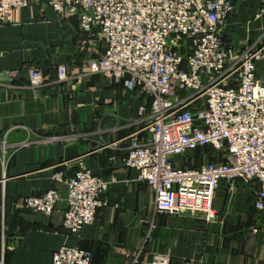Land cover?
I'll list each match as a JSON object with an SVG mask.
<instances>
[{
  "label": "crops",
  "instance_id": "obj_1",
  "mask_svg": "<svg viewBox=\"0 0 264 264\" xmlns=\"http://www.w3.org/2000/svg\"><path fill=\"white\" fill-rule=\"evenodd\" d=\"M232 1L225 40L239 49L263 43L264 0ZM104 48L97 32L82 30L75 15H61L44 0H30L0 27V264H51L63 245L88 250L90 264H129L128 254L142 246L139 264H149L154 253L168 255L171 264H264L257 182L221 180L214 219L206 220L157 211L154 191L121 163L137 128L129 123L149 97L88 72V60ZM60 64L68 65L71 79L56 80ZM31 67L42 71L44 86H30ZM255 72L263 76L264 63L257 61ZM68 150L107 182L105 205L73 234L62 226L65 188L52 179L58 171L74 173L75 160H64ZM210 150H197L196 166L217 159ZM51 188L62 198L51 215L17 207L19 198Z\"/></svg>",
  "mask_w": 264,
  "mask_h": 264
},
{
  "label": "built area",
  "instance_id": "obj_2",
  "mask_svg": "<svg viewBox=\"0 0 264 264\" xmlns=\"http://www.w3.org/2000/svg\"><path fill=\"white\" fill-rule=\"evenodd\" d=\"M44 1L61 15H75L82 30L98 33L105 48L88 60L90 74L149 97L129 123L137 128L121 163L154 191L157 211L212 220L221 180L257 182L254 207L264 208V75L255 72L256 62L264 63V44L228 46L224 26L232 0ZM29 2L0 0V27ZM55 76L72 78L66 64ZM28 80L34 88L45 85L38 67L29 69ZM5 147L3 138L2 154ZM201 147L213 148L217 159L192 167L178 162ZM52 179L65 185L64 229L73 234L92 223L105 205L107 182L80 158L71 176L58 171ZM61 199L60 189L51 188L19 198L17 207L49 216ZM142 253L143 246L129 253V264H139ZM90 258L88 250L63 245L51 264H90ZM149 264H171L170 257L154 253Z\"/></svg>",
  "mask_w": 264,
  "mask_h": 264
},
{
  "label": "rangeland",
  "instance_id": "obj_3",
  "mask_svg": "<svg viewBox=\"0 0 264 264\" xmlns=\"http://www.w3.org/2000/svg\"><path fill=\"white\" fill-rule=\"evenodd\" d=\"M226 43L228 44V46H230L232 48H236V47L233 46V44L228 43L227 40H226ZM263 44H264V42L261 43V44L259 43L258 45H263ZM210 149H211L210 151L212 152V156H215L217 154V152L213 148H211V147H210ZM206 155H207V158H208L209 157V154L206 153ZM183 157L184 158L182 160H178L179 163H185L186 165H189V164L192 163L194 165L197 162L202 161V159H200V157H201L200 155L199 156L197 155V157H195V151H193L191 153H188L187 155H185ZM208 161H211V160H207L206 159V162H208ZM76 165H77V159L74 161V168H76ZM29 196H32V195H29ZM29 196H23V197H29ZM67 246H69V245H67Z\"/></svg>",
  "mask_w": 264,
  "mask_h": 264
},
{
  "label": "water",
  "instance_id": "obj_4",
  "mask_svg": "<svg viewBox=\"0 0 264 264\" xmlns=\"http://www.w3.org/2000/svg\"><path fill=\"white\" fill-rule=\"evenodd\" d=\"M78 156H79V154L77 152H74L72 150H68L64 154V160L67 162H71V161L76 160L78 158Z\"/></svg>",
  "mask_w": 264,
  "mask_h": 264
},
{
  "label": "trees",
  "instance_id": "obj_5",
  "mask_svg": "<svg viewBox=\"0 0 264 264\" xmlns=\"http://www.w3.org/2000/svg\"><path fill=\"white\" fill-rule=\"evenodd\" d=\"M201 148H203V147H201ZM198 149H199V148H198ZM198 149L195 150V157H196V153H197V150H198ZM183 165L186 166V167L196 166L195 164H194V165H193V164H192V165H191V164L186 165L185 163H183Z\"/></svg>",
  "mask_w": 264,
  "mask_h": 264
}]
</instances>
